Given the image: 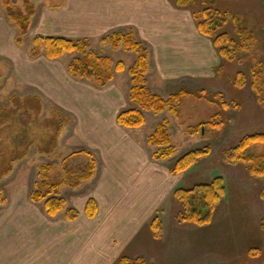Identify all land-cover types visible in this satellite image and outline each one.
I'll use <instances>...</instances> for the list:
<instances>
[{"label":"rangeland","instance_id":"374dc122","mask_svg":"<svg viewBox=\"0 0 264 264\" xmlns=\"http://www.w3.org/2000/svg\"><path fill=\"white\" fill-rule=\"evenodd\" d=\"M66 1L31 0L36 7L35 12H38L32 28L29 26L21 45L16 44L19 46L16 54H8L9 58L0 54V212L12 195L21 194L32 204V208L24 211V215L36 214L37 226L40 228L44 225L43 222L49 223L52 218L45 213L43 201L34 203L30 200V193L41 180L45 166L50 167V182L69 180L85 168L88 156L77 154L69 157L66 161L68 171L63 166L64 158L80 150L89 151L95 156L94 151L88 148V143L75 130L78 129L77 126H83V116L86 119L90 116L88 107H93L100 101L99 89L102 90L101 95L107 91L91 80L75 78L68 73L67 65L76 56L72 52L64 53L56 59L63 73L61 78L52 82V88L44 86V82L37 83L36 86L22 83L15 75L13 60L19 56V61L28 57L34 37L54 35L47 33L43 27L40 28V24L43 25L46 21L42 19L46 15L44 11L47 8L44 7H62ZM164 1L167 10L159 19L167 25L160 32H167L177 27L178 23H181L182 28H187V25L189 28L190 22H195L194 12L206 9L213 12V19L219 18L220 21L221 17L225 18L226 22L219 30L228 31L238 38L233 29L234 21L238 19L250 37L245 43L246 48L238 50L230 60H225L216 49L201 51V47H198L199 74H183L168 79H160L153 67L154 55L157 56L156 47L139 39L149 51V71L146 78L153 92L165 99L181 89L189 94L182 96L181 101L175 104V113L168 109L161 113L144 111L145 123L142 126L123 129L136 141L143 143L151 160L167 167H171L178 157L191 150H200L201 154L187 170L173 173L175 177L180 176L179 181L175 178L176 183L167 196L156 201L153 198L163 194L167 184L155 177L152 192L149 194L154 201L149 199L148 204L135 203L133 207L119 205V210L117 208L113 211L95 242L99 244L121 237L122 244L119 240L113 241L121 253L111 262L110 255L97 261L95 255L85 252L84 264H120L121 256L130 259L142 257L151 264H264V198L261 195L264 178L253 175L247 162L232 156V149L243 137L264 133V0H194L183 8L177 7L174 0ZM164 1L160 0L159 5H164ZM90 2L99 4L98 0ZM8 6L13 9L22 8L23 2L0 0V15L8 18ZM84 6L92 7L93 4L86 3ZM169 9L181 10L184 18H178L176 12L172 13ZM188 15L190 20L185 19ZM132 30H135V34L138 32L135 27ZM111 33L88 38L91 49L97 54L109 56L113 65L118 61L124 64L122 70L114 73L110 88L114 92L117 89V108L120 111L133 105L129 100L128 68L135 59V53L125 51L122 46L114 48L109 41L101 40ZM65 37L81 38L74 35ZM254 69L262 73L260 94L252 85ZM56 87L69 88L70 94H60ZM164 118L168 119V132L174 154L170 158L156 160L153 157L156 147L150 146L147 139ZM213 118L216 119L211 124ZM246 151L249 154H263L264 144L255 143ZM100 175H96L97 184ZM215 179L223 184L224 195L217 203L213 215L210 214V219L202 224L191 220L181 221L178 213H181V203L185 199L190 212H196L201 217L209 215L204 190L200 186ZM94 181L92 177L82 181L76 188L62 185L60 196L65 198L66 208L83 210V200L90 195ZM195 185L199 186L192 193H178V197L184 196L180 200L174 195L177 187L189 188ZM157 201L159 203L152 210ZM62 213L54 219L60 220ZM21 227L19 228L25 229L23 225ZM31 230L34 243L37 240L40 242L42 230ZM47 236L45 233L39 248L46 247ZM77 240L82 241V236L77 237ZM77 240L72 241L74 248L78 246ZM62 242L48 247L47 257L59 253ZM88 242L89 239L86 245ZM138 247L145 248L135 249ZM132 249L134 251L129 252ZM79 252L69 253V264H83L84 259L78 256ZM62 257L63 254H59L55 264H62Z\"/></svg>","mask_w":264,"mask_h":264},{"label":"crops","instance_id":"0c3cea01","mask_svg":"<svg viewBox=\"0 0 264 264\" xmlns=\"http://www.w3.org/2000/svg\"><path fill=\"white\" fill-rule=\"evenodd\" d=\"M98 2L99 4L90 0H67L62 7L61 5L44 7L47 9L42 19L46 21L43 25L40 24V28L43 27L49 34L88 38L102 37L112 31L132 30L135 27L138 31L135 36L138 40L154 45L157 49L153 67L160 79L175 78L183 74L197 76L199 74L197 61L200 60L198 47H201V51L215 50L212 41L199 33L195 22L189 21L191 24L189 28L188 25L187 28H182L181 23H178L177 27L167 32H160L167 25L159 19L160 15L164 16L167 10L165 1L162 6L159 5L160 0H98ZM86 3H92L93 6L85 7ZM169 10L172 13L176 12L178 18L183 17L181 10ZM37 13L35 12L31 18L30 28ZM189 18V15L185 17L190 20ZM16 33L17 29L12 22L5 15H0V54L6 58H9L8 54H16V49L21 45V43L18 44L19 46L16 45ZM19 57L15 58V61L12 60L13 66L15 65V75L22 83L36 86L44 82V86L52 88V82L62 76L61 65L56 63L58 62L56 59H49L44 54L35 58L28 55L22 61L18 60ZM151 67L150 64V70ZM112 85L113 80L101 87L107 90L102 95V90L99 89L100 101L93 107H88L91 111L90 116L87 119L83 116L81 121L83 126L79 125L75 130V133L89 144L87 146L94 151L93 157L96 159L93 189L83 200V207L88 198L92 197L96 200L98 205L96 216L86 217L83 208L81 211L77 210L76 219L66 220L61 211L57 214L58 216L62 213L60 220L54 219L56 216L51 217L52 220L49 223L43 222L44 225L40 228L37 226L36 214V216L31 213L24 215V211L32 208L31 202L21 194L12 195L0 212V264H55L59 254H63L62 264H69V253L79 252L81 249L83 250L78 256L84 259L83 264L85 252L95 255L97 261L105 255H110L112 262L114 257L121 253L118 247L114 246L113 241L119 240L122 244V238L114 237L99 244L95 241L113 211L117 208L119 210L121 204L133 207L135 203L148 204L149 199L150 201L159 200L167 196L170 189L174 187L175 178L178 180L180 176L175 177L170 167L151 160L143 143L136 141L116 122L119 112L117 89H115L116 92L110 89ZM56 91L60 94H70L69 88L56 87ZM98 174L101 175L97 184L96 175ZM155 177L163 180L164 184L166 181L167 184L164 186L165 192L153 199L149 197V194L152 192V182ZM158 203L159 201L151 209L153 210ZM21 225L25 229H20ZM32 228L42 230L40 242L37 240L34 243ZM45 233L48 235L46 247L39 248ZM124 233L125 231L122 234ZM81 236L82 241L77 240V237ZM87 239L89 242L86 245ZM73 240L78 242L75 248L72 245ZM59 241H64L59 253L47 257V248L56 245ZM141 248L145 247L135 249ZM133 251L134 249L129 252Z\"/></svg>","mask_w":264,"mask_h":264},{"label":"trees","instance_id":"16d2710c","mask_svg":"<svg viewBox=\"0 0 264 264\" xmlns=\"http://www.w3.org/2000/svg\"><path fill=\"white\" fill-rule=\"evenodd\" d=\"M17 0H13L16 2ZM194 0H174L177 7L183 8L188 6ZM23 7L15 9L10 6L6 9V14L9 20L17 28L15 36L16 44L22 42L23 36L27 33L30 26L31 17L35 13V5L31 0H22ZM217 12V11H216ZM223 15V14H222ZM219 21L213 19V12L206 9H198L194 12V19L199 33L209 38L217 52L225 60H230L235 57L234 55L238 50L246 48V41L248 40L246 28L238 19H235L233 29L238 34L235 38L233 34L221 29L225 21L224 17ZM234 18V17H233ZM217 20V21H216ZM215 22V23H214ZM102 41H109V43L117 48H122L127 52H134L135 59L132 65L128 68L129 74V100L132 106L120 110L116 116V122L126 128H138L145 123L144 111H153L154 113H161L168 109L170 112L175 113L177 108L175 104L181 101L182 96L189 93L183 89L174 92L168 99L163 98L161 95L153 92L148 86L146 74L149 70V51L146 45L137 39L135 33L129 29L125 31H114L107 37H103ZM75 53L76 56L67 65L68 73L79 79L91 80L98 87H104L114 78V73L124 68L122 61L113 62L109 56L97 54L91 49L90 40L87 37L72 39L61 35H37L34 37V44L30 50V57L35 58L40 54H44L49 59H57L64 53ZM252 77V85L257 93L262 90V73L254 69ZM1 80V73H0ZM216 118H213L211 124L214 123ZM147 143L150 146H155L156 150L153 157L156 160L170 158L174 154V147L170 140L168 132V119L164 118L159 122L153 132L149 135ZM255 143L264 144V133H254L246 135L240 142L232 149V156L247 162L249 171L253 175L264 178V153L260 155L247 153V148ZM200 150H191L186 154L178 157L174 164L170 167L171 173H182L191 167L197 156L201 153ZM79 154L88 156V163L85 168L73 175L69 180H60L50 182L48 179L49 166H45V172L42 178L35 184L36 188L30 193V200L34 203L43 201V209L48 216L54 217L59 212L63 211V217L66 220H74L78 216V211L74 207L66 208L65 198L60 196V188L62 185L67 184L71 188H76L82 181L90 180L93 177L96 161L91 152L80 150L71 153L68 157L63 159V166L68 171L67 163L69 157ZM199 185L189 188L177 187L174 190V195L178 197L180 194H189L197 190ZM200 187L204 190V197L210 211L208 216L201 217L196 212L189 211L186 199L182 201V211L179 212L181 221H196L199 224L207 222L212 213L215 212L217 203L224 195V187L218 179L210 183H204ZM264 198V188L261 192ZM180 197H184L181 196ZM180 197L178 199L180 200ZM1 201V200H0ZM98 205L94 198L87 199L84 206V214L88 218H94L97 214ZM190 212V213H188ZM211 214V215H210ZM120 264H151L142 257L130 259L126 256L119 258ZM212 264V263H210Z\"/></svg>","mask_w":264,"mask_h":264}]
</instances>
